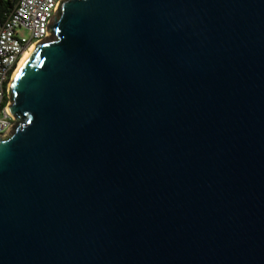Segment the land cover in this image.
Returning <instances> with one entry per match:
<instances>
[{
    "label": "water",
    "instance_id": "water-1",
    "mask_svg": "<svg viewBox=\"0 0 264 264\" xmlns=\"http://www.w3.org/2000/svg\"><path fill=\"white\" fill-rule=\"evenodd\" d=\"M10 88L0 264H264V0H64Z\"/></svg>",
    "mask_w": 264,
    "mask_h": 264
},
{
    "label": "built area",
    "instance_id": "built-area-1",
    "mask_svg": "<svg viewBox=\"0 0 264 264\" xmlns=\"http://www.w3.org/2000/svg\"><path fill=\"white\" fill-rule=\"evenodd\" d=\"M64 0H18L14 11L0 26V137L13 125L10 88L24 54L48 37L47 26ZM27 31L29 38L20 35Z\"/></svg>",
    "mask_w": 264,
    "mask_h": 264
},
{
    "label": "trees",
    "instance_id": "trees-1",
    "mask_svg": "<svg viewBox=\"0 0 264 264\" xmlns=\"http://www.w3.org/2000/svg\"><path fill=\"white\" fill-rule=\"evenodd\" d=\"M17 2L18 0H0V26L7 21Z\"/></svg>",
    "mask_w": 264,
    "mask_h": 264
},
{
    "label": "bare ground",
    "instance_id": "bare-ground-1",
    "mask_svg": "<svg viewBox=\"0 0 264 264\" xmlns=\"http://www.w3.org/2000/svg\"><path fill=\"white\" fill-rule=\"evenodd\" d=\"M34 49H35V47H32L31 49H29V50L24 54V56H23V58H22V61L20 62V65H19L18 69H17L16 72H15V75H14V78H13V81H12L11 85L13 84V82H14V80H15L17 74H18V72L20 71L23 62H24V61L26 60V58L32 53V51H33Z\"/></svg>",
    "mask_w": 264,
    "mask_h": 264
},
{
    "label": "rangeland",
    "instance_id": "rangeland-1",
    "mask_svg": "<svg viewBox=\"0 0 264 264\" xmlns=\"http://www.w3.org/2000/svg\"><path fill=\"white\" fill-rule=\"evenodd\" d=\"M20 35L23 36V37H26V38L30 37V35H29V33L27 31H21Z\"/></svg>",
    "mask_w": 264,
    "mask_h": 264
}]
</instances>
